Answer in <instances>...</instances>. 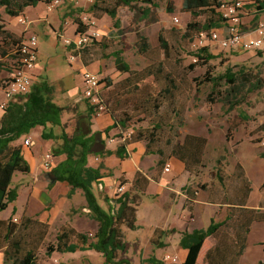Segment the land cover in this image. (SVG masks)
<instances>
[{
    "label": "rangeland",
    "instance_id": "374dc122",
    "mask_svg": "<svg viewBox=\"0 0 264 264\" xmlns=\"http://www.w3.org/2000/svg\"><path fill=\"white\" fill-rule=\"evenodd\" d=\"M60 1L61 4L56 6L53 12L48 10L47 4L40 3V16L33 15L37 13L36 9H30L27 15L20 16L27 19L28 25L22 24L20 17H10L5 13V9L0 7V15L3 18V23H0V25H3L4 29L21 37L23 41H27L32 35H36L39 38L40 59L42 64H46V66L43 70H39V68L35 70L34 85L46 82L52 88V99L56 100V103L65 108L63 113L64 127H55V133L60 135L63 130H66L67 134L71 137L74 135L78 124L83 126L88 125L87 108L89 103L83 94L82 73L83 71H89L97 74L100 78L101 97L105 100L110 97L115 101L118 99L119 101H123V106L124 104L125 106L123 110L121 109L122 114L124 115L126 112L127 115L132 117L129 123L130 128L122 134L123 137L130 138L131 134L137 130L151 131L155 121H162L166 123V128L158 134L162 137L161 145L164 147L167 139H173L176 136L175 131L170 130L168 127V123L171 120L169 119L170 111L168 109L169 99H163L165 106L161 110L162 120L158 119L157 116H153V110L151 108L137 109L139 104L138 100L140 99L139 93L136 90L130 89V93L127 94L126 88L129 85L124 81L129 77V74H125L117 69L113 53L120 51L122 53L123 63L129 65L134 72H140L152 65L164 63L165 70L167 69V71L171 72L178 83V90L174 94L175 98L172 101L173 103H177L178 107L186 109L184 114L185 126L180 131L181 138H184L187 134H192L205 135L210 140L206 147L203 161L206 168H201L198 172V174L200 173V177L198 179L195 177L191 178L186 187L189 186L191 189H196L198 184L199 187H203L206 190L209 186L213 185L211 189L212 196L218 202L224 203V198H228L226 193L227 187L229 190H234V186L226 174L224 175L227 178L225 184L222 186L219 180L215 179L216 171L214 169H216L218 159L222 156H225L227 166L229 165L228 156H231V153H226L225 151L226 133L229 129L226 118L231 122L234 119L237 120L236 115L242 112L243 109H247V105L254 102L258 103V100L264 97L262 92L259 93L256 91L251 95L252 101L248 102L250 98L249 82L253 80L255 75L264 78V62L258 63L249 57L238 58L242 54L229 53L212 47L210 53L215 56V59L207 65H199L196 69L192 70L191 65L194 63L189 51L190 42L193 38L191 40L188 38L185 39L184 35L187 25L192 21L202 25L205 24L210 12H204L199 18H193L190 13L182 10L184 0H153L155 6L139 1L135 4L134 8L123 7L119 9V23L117 25L116 20L110 16L102 15L100 17L91 12L90 8L94 0ZM107 6H114L113 1H109ZM147 13H149L148 16L146 15ZM175 17L180 19V25L175 24ZM93 21H95V24H93ZM80 22L83 25V29L87 28V30L96 29L101 31L102 38L97 43L92 46H86L76 54V57H80L83 61L85 67L93 64L96 71L85 67H82V70H75L77 63L74 62L72 65L69 53L64 50V39H73L79 33L78 28L80 27ZM137 33L144 34L151 45L146 55L141 54L136 46ZM160 33H163V37L167 41V53H165L159 42ZM193 35L195 37L196 33H193ZM7 48H3L2 38H0V53L2 50H8V56L2 57L0 55V61L4 64V68L0 70L1 83L11 78L15 66L16 57L14 56V50L16 48ZM207 71L208 74L206 75ZM132 79L133 83H137L138 77L135 76ZM156 80L149 78L146 84H141L142 93L152 92L156 95L161 90L163 83L164 85L166 83L162 78ZM232 80L236 84L241 83L236 98L233 100L227 98V92L234 86L232 85ZM242 84L246 85L244 86ZM70 89H77V94L73 97L69 96ZM18 101H23V99H18ZM224 101L226 105H224ZM234 102L238 105L234 108L235 111H231V114L230 112L225 113L230 103ZM125 108H127V111H124ZM119 113L118 115H121V111ZM215 116H218V118ZM215 119L217 120L214 121ZM97 122L96 120L95 125H97ZM218 123L220 125L222 123L223 126H220ZM244 134L245 130L241 129L237 135L238 137H242ZM119 135L121 134L118 131H114L107 136L104 140L106 146H116L117 144L123 143L124 140ZM30 136L32 139L27 140L32 142V146H29L28 149L23 145L25 135L21 137V145L24 156L31 162V173L29 175L16 174L12 187L18 188L20 196L15 205L20 211L24 210L27 201L25 217L32 221H43L42 223L48 226L47 236L36 254L37 263L105 264L104 257L99 253L96 254V251L91 253H77L74 255H59V253L47 254V246L55 243L57 234L66 227H73L77 231L81 230L87 234L90 241L93 240L94 237L88 228L78 229L85 225L86 221L91 219L92 214L88 211L89 208L84 192L79 189L75 197L69 198L70 186L62 182L56 183V186L52 190L53 205L50 208H41L39 206L31 208L35 198L30 197L27 200V189L24 187H30L31 184L36 185V180L45 185L51 182L50 172L44 170L43 163L46 155L50 154L54 157V164L57 166L60 159L56 158L57 154L55 151L61 147L62 141H49L52 144L51 148L48 147V144L42 146L38 140L41 137L40 127L33 129ZM260 140H264V137L260 138ZM40 141L45 143L43 142L44 140L42 141L40 139ZM260 147L264 149L263 146L260 145ZM241 152L247 156H253L255 155L256 149L251 148L248 144H243ZM32 157L37 158L35 164ZM90 158L89 165L95 167L102 165V170L105 175H112L115 171V166L111 163L112 160H103L102 156L96 153L90 155ZM230 162H233V160H230ZM175 163H177L175 159L167 161V164L172 167H174ZM164 168L162 167L160 169L162 170ZM174 169L176 168L174 167ZM20 175L28 176V178L18 179ZM263 178V172L253 175L252 180L255 189H257V186ZM216 184L217 186L215 187L214 185ZM173 185H179V178ZM118 187L119 182L115 185L114 204L116 199L128 193L130 190L129 186L125 192L120 193L118 192ZM179 188L184 191V187L181 185ZM184 192L183 194L187 197V194ZM135 193L132 192L133 195ZM97 195L107 210H109L110 205H114L106 202L103 198V192L98 191ZM255 195H257V192ZM203 196L207 199L210 196V192H206ZM138 211V224H141L143 228L136 233V231H131L127 227H124L123 229L128 241H131L135 237V233L138 235L142 232L140 239L143 244H146L148 235L152 233L153 226H163L167 222L173 221V211L161 209V203H153L147 196L142 198ZM224 217L225 212H221L218 214L217 219L222 220ZM9 221L15 225L17 230L13 242L20 240L24 242V245L36 244L37 238L41 234V228L39 226L33 222H23L21 214L19 216L12 215ZM208 223L209 221L204 225V228L207 227ZM261 227L262 230L258 232L257 236L259 235L264 238V225H261ZM153 232L149 236L148 245L150 247L147 251L146 246L137 242L136 238L133 239L134 242L131 244L132 250L129 251V255H126L132 264H147L146 260L152 256L162 262V259L167 254L176 255L175 252H172L173 248L169 251V248L162 247V244H164L162 241L164 234L156 235V232ZM3 234L4 230L0 229V236L2 237ZM168 236H174V233H170ZM226 239L227 232L225 231L218 240L221 242ZM215 241L214 239H209L205 243L198 264H205L206 254L214 246ZM170 243L172 247H177V237H172ZM263 257V251L259 247L253 246L245 256L243 264H259V261Z\"/></svg>",
    "mask_w": 264,
    "mask_h": 264
},
{
    "label": "trees",
    "instance_id": "16d2710c",
    "mask_svg": "<svg viewBox=\"0 0 264 264\" xmlns=\"http://www.w3.org/2000/svg\"><path fill=\"white\" fill-rule=\"evenodd\" d=\"M54 0H0V7L5 9V13L10 17L16 18L25 14L26 10L31 7H37L40 3L50 4ZM109 1H113L114 6H107ZM143 2L155 6L153 0H94L90 10L94 15L102 16L108 15L116 20V25L119 23L118 11L119 9L134 8L137 2ZM260 11H264V1L260 2ZM219 0H184L182 10L188 12L193 18H199L204 12H210L205 24L198 22H190L187 25L185 39L196 38L201 31H211L218 29L222 26L220 13L218 12ZM147 16L149 13L146 14ZM0 23H3V18L0 15ZM78 34L85 33L83 25L80 22ZM221 28V27H220ZM193 33L195 35H193ZM77 34V35H78ZM192 34V35H191ZM0 38H2L3 48L10 47L16 48L15 51V67L21 58V46L24 42L21 37L3 28L0 25ZM99 41V40H98ZM98 41L88 45L92 46ZM159 42L164 49L165 53L168 52L167 41L163 37V33L159 35ZM137 48L141 54L146 55L151 45L148 38L142 34L137 33ZM8 49V48H7ZM211 48L204 47L199 51L194 52L190 48L191 56H196L198 61L193 62L191 69H196L199 65H207L215 59L210 53ZM77 54V53H76ZM0 55L2 57L8 56V50H2ZM116 60L117 69L129 77L124 81L128 83L126 88L127 94L130 89L136 90L139 93L140 99L137 109L151 108L153 116H157L162 120L161 110L163 109V99H169L170 103L168 109L170 111L168 127L174 130L176 136L173 139H167L162 147V137L158 134L166 128V123L162 121H155L151 131L137 130L134 131L130 138L123 137V133L130 128L132 117L123 115L124 109L123 101L112 100L108 97L107 100L103 99L106 106V112L111 115L114 120V125L108 129L117 130L123 139L116 152L107 150L105 156L116 155L120 159L127 158L126 147L132 143L145 142L146 154L158 156V167H165L167 161L170 159L178 160L185 165L186 171L190 175H197L200 168L204 167V154L208 145V139L187 134L181 138L180 131L185 126V108L178 107L177 103H173L174 94L178 90V83L171 72L165 70V64L159 63L152 65L140 72H134L131 67L123 63L122 53L116 51L113 53ZM4 68V64L0 61V70ZM167 71V72H166ZM208 71L206 72V75ZM138 77L137 83H133L134 77ZM161 76V77H160ZM149 78L154 80L162 78L165 83L161 86V90L154 95V93H142L141 84H146ZM157 81V80H156ZM255 81L253 86L264 87V78L257 75L253 77L251 82ZM4 82H7L4 81ZM158 82V81H157ZM234 85L230 91L227 92V98L231 100L236 98L237 91L241 83L236 84L234 80L231 81ZM236 84V85H235ZM250 84V83H249ZM246 85V84H242ZM198 90V89H197ZM52 90L46 83L34 85L29 95L23 96V101L9 105L6 109V115L2 122H0V213L6 211L8 207L15 203L19 198L18 188L12 187L14 176L18 173L29 175L31 173V165L23 153L22 146H13L12 144L19 140L22 136L28 135L33 129L37 127L43 128L42 137L44 140H61L62 145L55 151L57 156L65 155L66 159L59 163L50 173L52 186L58 182L67 183L71 187L70 197L74 194L75 190L81 189L84 192L90 211L93 218L98 222L99 228L95 233L94 241L89 242L90 239L85 233H80L73 227H66L56 236V242L47 246V254L52 255L57 253H75L80 249L95 250L101 253L106 264H129L128 261L122 259L121 254L127 249L125 241V234L122 226H126L130 230L137 228L136 223L138 220V208L141 205V200L146 193L148 180L141 173H138L134 181V195L132 192L125 193L115 202V206H110L109 210L103 209L97 200L92 185L101 179L100 168L94 169L88 166V157L94 152L93 147L96 136H89L90 130L83 126H77L73 136H69L65 130L61 135H56L53 130L54 127H64L62 123V114L65 111L64 107L59 106L53 102L50 94ZM225 100V99H224ZM227 102V101H226ZM229 102V101H228ZM224 105H226L224 101ZM236 102L230 103L228 110L230 112L235 106ZM110 108V109H109ZM128 108V105H127ZM125 108L124 111H127ZM122 109V110H121ZM121 111V115L118 113ZM120 114V113H119ZM93 115L92 109L87 108V118ZM48 125L52 128L47 132ZM227 134V139L231 137V131ZM107 131V132H108ZM261 141H259L260 143ZM125 150V151H124ZM125 152V153H124ZM216 178L223 186L227 177L225 174V165L223 159L217 161ZM232 181L233 186L238 188L241 192L238 203L240 206H246L247 200L252 192L251 184L246 178L241 165H237L234 176L228 177ZM123 181L122 184H125ZM264 192V185L262 186ZM190 202L196 199V191L188 193ZM225 203L227 199L223 200ZM264 207V203H261ZM23 222H33L41 228V234L37 238L36 244L24 245L22 241L13 242L16 237L17 230L15 225L10 221L0 222V229L4 230V234L0 236V248L6 245L8 250L5 254L4 264H38L36 254L40 246L47 236L48 226L41 221H32L25 216L22 217ZM264 222V211L249 210L244 208L232 209L226 219L222 222L212 220L206 229L193 230L192 232H184L180 241V246L188 250V256L183 264H198L201 253L205 243L209 239H214V246L207 252L205 257V264H239L248 246V235L251 231V226L254 223ZM227 232V239L219 242L218 238ZM231 233H230V232ZM157 234H164L163 231H156ZM75 240V242H74ZM35 245V246H34ZM150 263L154 259L149 260ZM160 264V263H159Z\"/></svg>",
    "mask_w": 264,
    "mask_h": 264
},
{
    "label": "crops",
    "instance_id": "0c3cea01",
    "mask_svg": "<svg viewBox=\"0 0 264 264\" xmlns=\"http://www.w3.org/2000/svg\"><path fill=\"white\" fill-rule=\"evenodd\" d=\"M64 1H67V0H64ZM30 9L31 10L32 9L37 10V13H35L33 15H35L37 17L41 15V9L39 8V5L37 7L28 8L25 12L26 15L30 11ZM50 12H53V10ZM257 19L264 20V13L261 14L260 16H258ZM253 23L254 22H253L251 17H246L244 19V26L245 27L251 26ZM213 47L219 48L217 46H213ZM219 49L224 51L221 48H219ZM64 50L67 53H69V56L71 59V57H72L71 54L74 53L73 48L67 47L64 43ZM227 52L242 54L238 58L249 57L258 63L264 62V55H262L261 52H257V51L246 52V51L239 50V49L229 50ZM38 57H39V61L36 65V67L31 71V75L33 78V86H34V78H35L34 72H35V70L37 68H39V70L40 69L43 70V68L46 66V64L45 65L42 64V61L40 59V41H39V48H38ZM70 62L72 65L74 64V62L77 63L75 70L76 69L82 70V67H85L84 63L80 59V57H78V58L76 57L73 60L71 59ZM85 68H90L91 70L96 71V68L93 67V64L86 66ZM15 70H16V67H15L13 73L11 74V78L13 77ZM82 75H83V73H82ZM82 80H83V77H82ZM3 83H1V81H0V88H1ZM42 83H46V82H42ZM42 83H40V84H42ZM249 83H250L249 84L250 98L248 99V102L252 101L251 95H253V93H255L256 91H258L259 93L262 92V94H264L263 93L264 92L263 86L262 87L259 86L256 88L255 86H253L255 81H253V82L250 81ZM35 85H37V84H35ZM33 86H32V88H33ZM51 90H52V88H51ZM84 91H85V84L83 82V94H84ZM76 94H77V89H72V90L70 89L69 96L73 97ZM50 96H51V94H50ZM18 99H20V100L23 99V96H18L16 98H14L12 101L8 102V106L15 104V103H19L20 101H18ZM53 102L56 103V100H53ZM56 104H58V103H56ZM236 106H238V105H236ZM88 107L90 109L89 105H88ZM228 108L229 107H227L226 110H228ZM231 111L234 112L235 111L234 108ZM231 111H230V114L232 113ZM5 115H6V110H2L0 108V122H2ZM215 117L218 118V116H215ZM236 117H237V120L234 119L233 122L229 121L228 118H226V122L229 124V129L227 130V133H226L225 151H226V153H231V156L227 155L228 159H229L228 160L229 165L227 166V159L225 158V156H222L218 160L223 159V163L225 165V174L228 177L234 176V174L236 172L237 165H241V167L243 168L245 176L249 180V182L251 184V188H252V192H251V194L247 200L246 206L242 207L237 202L238 199L240 198L241 192L238 190V188H235V187H234L235 191L229 190V188L227 187L226 193H227L228 198H227L226 203L225 202L220 203L217 201V199L215 197L212 196V194H211L212 190L211 189H212L213 185L209 186L206 190L203 187L202 188L199 187L198 184L196 186V189H191L189 186L186 187L187 184L189 183V181L191 180V178L195 177L198 179L200 177L199 176L200 173L197 175H190L186 171L185 165L183 163L179 162L178 160H176L177 163L174 164V167L176 169H174V167L171 166L170 172H165V170H164L165 168L161 170L160 168H162V167L159 168L157 165L158 160H159L158 156L146 154V143L145 142H136V143H132V144L128 145L126 147V151L124 150L126 152V155H128V156H127V158H125L123 160L118 158L115 154L112 156H105V152L107 150H110L112 152H116L118 150V147L120 146V144H117L116 146H109V145L106 146V144L104 142V140L106 139L107 136H109L112 132L117 131L114 129L108 131V129H110L114 125V120L111 117V115L107 114L106 112L103 113L102 115L98 116V117L92 115L90 119L87 118L89 120V123L87 126L81 125L84 128H88L90 130L89 136H96L94 147H93V151H94L93 153H96L97 155H101L103 160L104 159L112 160L111 163L113 166H115V171L112 173V175H105L103 173V170H102L103 169L102 165H100L99 167L89 165L91 158H90V156L88 157V166L92 167L94 169L100 168V172H101V176H102L101 179L98 180V182H95L92 185V191L94 192L95 196L97 197L99 205L103 209L107 210L102 205L101 200L98 198V195H97L98 191L103 192V198L106 200L107 203L114 204L113 197L115 194V185L119 182V186H120L123 181H126V183L122 184V185H125L126 189H127V187L130 186V190L128 192V193H130L134 189V181L136 179V176L138 175V173H141L148 180L146 193L143 196V198L145 196H147L149 198V200L152 201L153 203H156V202L161 203V209H164L165 211H170V210L173 211V221L167 222V224L163 225V226H160V225L153 226L152 227V233H154L153 231L156 232L158 230L163 231L164 235H163L162 241L164 244H162V247L169 248V251H170V249L173 248L172 252L176 253V255L179 257L180 263L183 264L184 261L186 260L187 256H188V250H185L180 246V241L182 239V234L184 232H192L193 230H196V229L197 230L206 229L210 225L212 220H215L217 222H222L226 219V217L228 216V214L230 213V211L232 209L244 208V209H249V210L264 211V207L263 208L261 207V203H264V192L262 191V186L264 185V178L261 180V182L257 186V189H255V187H253V180H252V177L255 173L256 174H259L260 172L264 173V149L261 148L259 145V141H261L260 138L264 137V97L259 99L258 103L254 102L250 105H247V109H243L242 112H240L236 115ZM96 120L98 121L97 125H95ZM216 120L217 119H215L214 121H216ZM239 120H241V121H239ZM62 123H63V114H62ZM63 126H64V123H63ZM220 126H223L222 123ZM51 128H52V126L48 125L47 132H49ZM54 128H53V130H54ZM230 129H233L231 131V137L229 139H227V134L230 131ZM241 129L245 130V134L242 137H238V135H237L238 131H240ZM40 132H41V137L38 139L40 144L42 146L45 144H48V147L51 148L52 144H51V142L49 143V141H53V140H44L43 139V137H42L43 128L42 127H40ZM65 132H66V130H65ZM30 133L28 135H25L23 145H25V142L27 139H32V137L30 136ZM196 136H201V137L208 139L205 135H196ZM40 139L42 141L44 140L43 142H45V143H42L40 141ZM209 141L210 140L208 139V143H209ZM21 144H22V140L20 138L19 140L15 141L12 145L13 146H22ZM243 144H248L251 148L256 149L255 155H253V156L248 155L247 156L246 154L242 153L241 147L243 146ZM31 146H32V142H31ZM26 148L29 149L28 146H26ZM96 148H98V149L96 150ZM63 156H65V155H60V156L56 157L57 159H60L58 164L66 159V156H65V158H63ZM204 157H205V154H204ZM32 160H33L34 164L37 162V158H35V157L34 158L32 157ZM230 160H233V162H230ZM29 163L31 165V162H29ZM204 168H206L205 165L202 169H204ZM173 169H174V172H173ZM31 170H32V168H31ZM214 170L216 171L217 169H214ZM20 178H28V176H21L20 175L18 177V179H20ZM178 178H179V185H173ZM215 179H217L216 174H215ZM39 184H41V185H39ZM180 185L182 187H184L183 190L185 192L182 191L181 188H179ZM55 186H56V184L52 186L51 182H49L48 184L45 185L43 183L38 182V180H36V185L31 184L30 187H24L27 189V200L30 197L33 199L35 198L34 202L32 203L31 208L38 207V206L41 208L42 207L43 208H50L51 205H53L51 193H52V190L54 189ZM214 186L216 187L217 184ZM78 190L79 189L75 190L74 194L71 197H75ZM195 191H196L197 196H196V199L193 200V202L191 203L189 201L190 198H189L188 193H194ZM70 192H71V187L69 188V194H68L69 198H70ZM183 192L187 194V197H186V195L183 194ZM206 192H208V193L210 192V196L209 197L207 196L208 197L207 199L203 196ZM216 192H217V190H216ZM256 192H257V195H255ZM19 196H20V194H19ZM104 199H103V201H104ZM15 203L11 204L6 211L0 213V222H2V223L8 222L12 215L19 216L21 214L22 217L25 216L27 201H26V204H25L23 211H20L18 209V207L15 205ZM115 205H116V202L114 205H110V206H115ZM87 206H88V202H87ZM110 206H109V208H110ZM88 208H89V206H88ZM88 211L91 212L90 209ZM139 211H138V214H139ZM221 212H225V217L222 220H219V219H217V216ZM91 214H92V212H91ZM207 221H209V223L207 224V227L204 228V225L207 223ZM41 222H43V221H41ZM261 225H264V222L252 224L251 231L248 235V246L245 249L244 254H243L239 264H243L245 256L248 254L249 249L253 246L259 247L264 253V238L260 237L259 235L257 236L258 232H260V230H262ZM136 226H137V228L135 230H131V231H136V233H137L139 230H142V228H143V226L141 224H138V220H137ZM124 227H126V226H122V229ZM76 228H78V227H76ZM82 228H88L90 230L91 235H93V237H95L94 235L99 228V224L93 218V214H92L91 219L86 221V224L81 226V228H78V229H82ZM123 231H124V229H123ZM78 232L84 233L81 230H78ZM136 233L134 234L135 235L134 238H136L137 242H140L143 244L142 240L140 239V234L142 232L138 235ZM152 233H150L148 235L147 243L143 244L144 246H146V251L149 250L150 246L148 245V243H149L148 241H149V236ZM170 233H174V236H168ZM124 234H125V231H124ZM172 237H174V238L177 237V242H178L177 247L171 246L170 240L172 239ZM133 239L131 241H128L126 238V234H125V241L127 243V249L124 253L121 254L122 259H125L126 261H128L129 264H132V263H131V260L128 257H126V255L127 254L129 255L130 254L129 251L132 250L131 244L134 242ZM92 241H94V238H93V240H91L89 242H92ZM85 247L86 248L84 250L80 249L75 253H59V255H74L77 253H91V252L95 251V250L87 249V246H85ZM7 250H8V247L6 245H4V246H2V248H0V264H4L5 254H6ZM55 253H57V252H55ZM98 253L99 252H96V254H98ZM99 254H101V253H99ZM151 259H154L153 263L149 262V260H151ZM162 261H163V259H162ZM146 262H147V264H159V263L163 264V262L159 261L158 259H156V257H153V256L149 257L146 260ZM105 264H106V260H105ZM259 264H264V257L259 261Z\"/></svg>",
    "mask_w": 264,
    "mask_h": 264
},
{
    "label": "built area",
    "instance_id": "2783aa9c",
    "mask_svg": "<svg viewBox=\"0 0 264 264\" xmlns=\"http://www.w3.org/2000/svg\"><path fill=\"white\" fill-rule=\"evenodd\" d=\"M264 0H219L218 12L220 13L222 26L211 31H201L190 45L192 51L197 52L201 48L217 46L224 51L243 50L246 52L257 51L264 55V20L257 19L258 16L264 13L260 11V2ZM61 4L60 0H54L47 5L49 11H52L56 6ZM251 17L253 24L244 26V19ZM22 24H27L25 17H20ZM176 25H180V19L174 18ZM29 24V23H28ZM27 24V25H28ZM95 24V21H93ZM101 32L96 29L87 30L85 33L76 35L73 39H64L67 47H72L74 53L71 54V59L76 58V53L81 51L86 46L100 40ZM39 39L36 35H32L27 41H24L21 46V58L17 64L15 73L12 78L4 82L0 88V108L6 110L8 102L18 96H27L33 86V78L31 71L36 67L38 57ZM193 62H197L196 56L192 57ZM83 82L85 84L84 96L89 103L94 116H100L106 112V106L101 97L100 78L97 74L89 71L83 72ZM26 146H31L30 140H26ZM264 147V140L260 142ZM54 157L47 154L43 163L45 171L51 172L55 168ZM165 172L171 171V165L165 166ZM125 185L118 187V192H125ZM163 264H181L179 257L173 254H167L163 258Z\"/></svg>",
    "mask_w": 264,
    "mask_h": 264
}]
</instances>
